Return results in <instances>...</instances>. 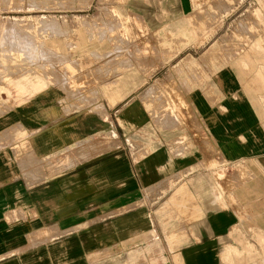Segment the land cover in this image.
I'll return each mask as SVG.
<instances>
[{
	"label": "crops",
	"instance_id": "crops-1",
	"mask_svg": "<svg viewBox=\"0 0 264 264\" xmlns=\"http://www.w3.org/2000/svg\"><path fill=\"white\" fill-rule=\"evenodd\" d=\"M119 1L111 12L125 32L129 16L151 31L182 33L186 42L201 38L186 27L192 17L195 27L202 21V0ZM237 4L210 2L216 33L235 32ZM257 5L247 24L264 34V0ZM42 23L43 37L60 29L53 20ZM239 44L228 40L225 48L243 45L240 60V53L226 55L203 88L191 89L203 135L192 136L193 149L183 153L151 139L137 98L118 105L143 83L138 68L104 83V100L93 106L44 88L35 73L31 83L40 91L13 88L15 103L1 95L0 264H264V196L236 202L226 193L225 205L217 202L218 166L227 182L238 161L264 175V43ZM40 45L44 51L43 38ZM12 79L20 86L22 73ZM129 135L143 143H130ZM244 188L264 193V182Z\"/></svg>",
	"mask_w": 264,
	"mask_h": 264
},
{
	"label": "rangeland",
	"instance_id": "rangeland-1",
	"mask_svg": "<svg viewBox=\"0 0 264 264\" xmlns=\"http://www.w3.org/2000/svg\"><path fill=\"white\" fill-rule=\"evenodd\" d=\"M211 1L202 0L200 4L202 23L198 22L195 27L192 17L186 27V31L194 30L201 38L197 35L195 42H186L182 33L151 31L141 20L129 16L125 22L130 31L125 32L122 20L115 19L111 12L115 5L122 4L119 0L91 4L88 0H0V105L4 94L8 95L4 103L8 100L15 103L9 97L13 88L25 93L40 91L31 83L30 75L35 73V79L44 88L56 86L72 103L93 106L104 100L100 91L104 83L113 81L125 69L138 68L143 83L118 105L137 98L149 118L145 129L152 140L163 138L170 149L174 148L171 150L174 153L191 151L192 136L197 137L200 132L203 135L189 96L191 89L203 88L217 74V67L225 65L227 56L231 58L233 53L235 56L240 53L236 59L240 60L246 53L242 43H253L258 38L264 43V34H254L255 29L247 24L255 8V14L259 13L257 0H235L238 4L232 13L241 17L232 28L235 32L230 30L228 34L226 27L216 33L220 24L213 17ZM45 20H53L60 26L57 34L43 37L42 21ZM239 22L245 25V31L239 29ZM207 29L209 34L202 33ZM42 38L44 51L40 45ZM228 40L242 46L226 50ZM33 46L39 53L33 55L34 51L29 49ZM19 73L23 78L20 86L12 79ZM127 139L137 146L143 143L136 135H129ZM220 167L215 171L218 205H225L226 193L235 194L236 202L264 196L244 188L256 184L258 179L264 182V175L253 162L231 164L234 178L228 182Z\"/></svg>",
	"mask_w": 264,
	"mask_h": 264
},
{
	"label": "built area",
	"instance_id": "built-area-1",
	"mask_svg": "<svg viewBox=\"0 0 264 264\" xmlns=\"http://www.w3.org/2000/svg\"><path fill=\"white\" fill-rule=\"evenodd\" d=\"M180 141H182V139H179V141H178V142H180Z\"/></svg>",
	"mask_w": 264,
	"mask_h": 264
}]
</instances>
